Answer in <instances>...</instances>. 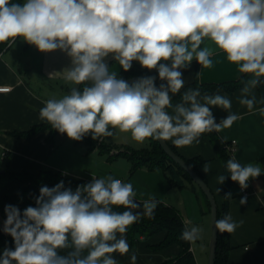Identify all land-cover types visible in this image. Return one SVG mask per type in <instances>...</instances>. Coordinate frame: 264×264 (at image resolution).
I'll use <instances>...</instances> for the list:
<instances>
[{"label":"clouds","instance_id":"1","mask_svg":"<svg viewBox=\"0 0 264 264\" xmlns=\"http://www.w3.org/2000/svg\"><path fill=\"white\" fill-rule=\"evenodd\" d=\"M17 38L40 52L60 50L71 58V66L62 71L72 85L69 94L47 100L39 117L75 141L89 134L93 140L111 137L119 129L138 143L172 140L184 147L199 143L206 132L231 127L238 115L230 113L217 123L211 111L219 107L229 112L231 100L224 95L189 88L180 103L172 104V95L185 86L182 70L193 60L211 68L216 50L250 77L239 99L249 111L256 103L252 90L264 82V0H0V43ZM205 40L215 49L202 47ZM108 57L125 72L139 62L156 70L165 83L157 87L156 77L145 76L130 84L109 71ZM259 112L264 115V108ZM211 167L205 163L203 171L209 173ZM226 170L241 190L264 174L258 164L241 165L234 159L227 161ZM216 179L223 184L226 177ZM136 195L131 183L111 175L92 178L74 191L63 180L41 186L35 207L21 212L5 206L3 232L12 237L14 249L3 250L0 264H118L112 254L130 251L128 227L152 218L157 207L149 198L142 212L134 211L141 208ZM246 203L242 197L240 204ZM121 207L126 210H113ZM242 223L226 214L215 227L232 233ZM201 232L185 227L181 239L195 242ZM64 249L67 254H60ZM136 258L133 253L131 264Z\"/></svg>","mask_w":264,"mask_h":264},{"label":"crops","instance_id":"2","mask_svg":"<svg viewBox=\"0 0 264 264\" xmlns=\"http://www.w3.org/2000/svg\"><path fill=\"white\" fill-rule=\"evenodd\" d=\"M18 40L19 38L14 43L10 42L6 49L0 51V86L11 88L10 91L0 92V171L5 172V169L9 166L17 172L38 174L43 169L51 168L88 181H91L92 178H98L94 172L95 168H92L93 166L89 164L93 162L92 154L101 153L98 148L91 149L84 142L71 140L65 135H57L51 141L49 140V131H41L30 138L13 135L15 132L27 131L32 126L43 122L39 117V111L45 105V102L49 100L46 94L55 91L62 93L64 96L69 94L72 87L71 84L65 82L62 72L71 66V58L60 50L37 53L35 52L37 51L35 46V50L28 56L25 63L32 71L29 73L33 76L31 81H28L23 68L19 66L22 61V57L19 55L20 49L17 47L13 49ZM203 46L215 49V46L208 40H205ZM212 59L213 66L211 68H204L193 60L187 69L182 70L185 80L184 88L195 82L201 85H217L237 81L244 75L238 71L235 64L226 59L222 52L216 50ZM137 63L139 64V62ZM108 66L109 71L116 72L119 77L122 68L118 62L113 61ZM29 69H25V71L28 72ZM146 70L150 73V76L156 77L157 87L161 83H165L159 79L156 70ZM44 90H47L46 94L43 93ZM217 93L228 97L231 100L232 107L229 112L219 107H212L211 111L216 122L219 123L230 113L238 115L239 118L231 127L224 128L219 132L215 131L216 134L224 143L237 141L232 159L241 165L258 164L263 170L264 166L260 160L264 158V115L259 112V109L264 108V94L258 86L252 90L251 95L255 96L256 103L253 110L249 111L247 106L239 103L241 89L234 92L211 91L201 94L215 95ZM178 94L172 95V99ZM100 139L96 140L97 144L104 143ZM149 141L151 147L152 139H149ZM167 142L175 146L172 140H167ZM176 148L179 154L187 159L195 157L204 159V163L200 167V174L211 188L217 204L220 206L224 201V197L222 184H218L216 178L218 175H223V162L207 132L200 136L199 143ZM205 163H210L212 166L209 173L203 171ZM124 180L128 183L126 179ZM248 184L247 189L250 194L246 196L242 193L239 184L233 182L229 215L233 221L237 223L243 221V223L231 233V249L227 264H264V174L255 179H250ZM25 187V184L0 179L1 222L4 223L5 221L3 218L4 197L7 194L22 192ZM188 187H192L194 190L197 189L190 184L184 188H170L184 190ZM217 188L221 189L220 192L217 191ZM242 197H247V203L244 205L240 204ZM154 199L159 200L158 198ZM182 199L178 203L185 206V201ZM136 200L141 202V208L138 211L142 212L143 201L140 197ZM161 202L165 203L164 201ZM181 217L187 227H192V218L188 213L181 214ZM165 235V232H159L149 239L141 237L137 244L132 246L126 233L125 238L130 246V251L124 255L119 253H113L112 255L118 261V264H131L130 257L133 253L137 257L136 264H161L181 253V247L177 244L155 249V246L164 240ZM5 248L14 249V241L4 240L0 245V255H2ZM208 248L207 246H194L191 242V250L198 264H208Z\"/></svg>","mask_w":264,"mask_h":264},{"label":"trees","instance_id":"3","mask_svg":"<svg viewBox=\"0 0 264 264\" xmlns=\"http://www.w3.org/2000/svg\"><path fill=\"white\" fill-rule=\"evenodd\" d=\"M13 2L22 4L25 2V0H13ZM9 43L10 42L0 43V51L6 49ZM135 76L145 77L150 76V73L146 69L141 67L136 61H134L129 71L125 72L122 69L119 74V78H122L124 80ZM249 78L250 77L248 75L244 74L237 81H231L217 85H201L198 82H195L184 88L177 96H175L172 99V104L175 105L177 103H180L183 92L189 88L199 89L201 93L211 91L234 92L239 89H242L244 83H246ZM82 87L83 85L80 89H82ZM258 87L264 94V82L259 84ZM168 111L169 113H171L172 109H168ZM41 131H49V140L51 141H53L57 135L67 136L66 134H60L55 129L51 128V125L48 124L46 121L32 126L27 131L15 132L13 133V135L17 137L30 138ZM207 135L214 144V147L223 162V175L226 177L225 182L222 184V193L224 197L226 193L230 192L232 194L233 187V181L230 178V174L226 170V163L229 159H232L233 154L228 149V145L230 144V142L224 143L215 131L207 132ZM81 141L89 145L91 149L95 147L98 148L101 153H103L104 151L111 152L113 150V147H108L103 142L97 144V141L93 140L90 134L88 136H85ZM170 146L178 155H180L176 146ZM114 155H124L125 157L129 158L132 161L135 170L139 169L140 167H147L150 170L162 169L165 173L166 178L168 179L170 187L184 188L189 184L192 185L194 188L199 187L191 178V176L183 168H181L173 159L169 157V155L163 150L158 140L152 139L150 148L142 150H131L130 152L120 151L115 153ZM180 156L184 158L185 161L197 173L200 174V167L204 163V159H202L201 157L187 159L182 155ZM260 162L264 166V158H262ZM0 179H7L12 183H21L26 185L25 189L22 192L7 194L4 197V208L7 205H14L18 207L21 212H23V210L28 206H36L35 197L39 196V189L41 186L46 185L48 187H53L63 180L65 183V187H70L74 191L78 185H83L91 182L85 179L76 178L64 174L51 168L43 169L38 174H30L26 172L14 171L9 166L5 169V172L0 175ZM201 192L204 193L202 190ZM206 199L208 201V204L210 205L207 196ZM156 201L157 207L154 210L152 218L144 217L138 222L128 227L126 233L128 235L131 245L135 246V244H137L141 237L149 239L151 236L159 232H165L166 235L164 240L160 244L155 246V249H162L177 244L181 247V253L177 257L166 260L161 264H198L195 255L191 250V242H187L181 239V233L187 226L183 218L181 217L179 210L173 206L166 205L165 203L159 200ZM230 201L231 199L224 198L223 203L220 206L218 205V220L224 218L226 214L229 215ZM139 203L141 204V202ZM113 210L123 212L126 209L121 207L114 208ZM134 211H138V209ZM3 218L4 220H6V214L4 210ZM3 224L4 223L0 221V245L6 239L13 240L10 235L4 234ZM230 237L231 233H221L219 231L215 264H227L229 252L231 249ZM68 251L69 249L60 250V254H67ZM84 254L86 255L87 253L85 252Z\"/></svg>","mask_w":264,"mask_h":264},{"label":"rangeland","instance_id":"4","mask_svg":"<svg viewBox=\"0 0 264 264\" xmlns=\"http://www.w3.org/2000/svg\"><path fill=\"white\" fill-rule=\"evenodd\" d=\"M16 47L20 49L19 55L22 57L19 66L23 68L26 79L31 81V77L33 76L29 73L31 70L25 63L28 56L35 50V47L23 41L22 38H19L13 49ZM35 52L38 53L40 51L37 50ZM25 69H29V71L27 72ZM46 91L44 90L43 93L46 94ZM46 96L49 99H60L63 97L62 93L55 91H50ZM112 131L113 135L111 137H102L100 141L103 140L104 144L108 147H113V150L111 152L104 151L102 154L97 153L91 155L94 163L91 162L89 164L93 166L92 168H95L94 172L96 177L105 178L108 175L114 178L123 177L128 183L133 185L137 193L136 198L140 197L142 201L148 200L149 198H158L179 209L182 215L188 213L192 218V226L202 229L201 238L193 242V245L209 247L212 233V216L210 205L204 193L201 192V189L199 187H196V190L192 189V187L184 190L170 188L168 179L162 169L150 170L147 167H140L135 170L129 158L124 155L114 154L120 151L130 152L131 150L150 148L149 139L143 143H138L131 138L130 133L121 132L119 129H113ZM181 199L185 201V206L178 203Z\"/></svg>","mask_w":264,"mask_h":264},{"label":"water","instance_id":"5","mask_svg":"<svg viewBox=\"0 0 264 264\" xmlns=\"http://www.w3.org/2000/svg\"><path fill=\"white\" fill-rule=\"evenodd\" d=\"M115 61L111 57L106 58V63L110 64L111 62ZM142 76H135L126 79L127 82L130 84ZM82 85H77L78 89L81 88ZM160 145L162 146L163 150L169 155L171 159H173L181 168H183L194 180V182L200 187V189L204 192L207 196L210 206H211V216H212V233H211V240L209 246V256H208V264H215L216 260V253H217V245H218V234L219 230L215 227V222L218 220V204L215 199V196L207 184V182L203 179V177L197 173L180 155H178L169 145L167 140H158ZM4 171H0V175L3 174Z\"/></svg>","mask_w":264,"mask_h":264},{"label":"built area","instance_id":"6","mask_svg":"<svg viewBox=\"0 0 264 264\" xmlns=\"http://www.w3.org/2000/svg\"><path fill=\"white\" fill-rule=\"evenodd\" d=\"M0 57H1V53H0ZM157 72V71H156ZM158 73V72H157ZM11 88L10 87H1L0 86V92H7L10 91ZM236 145H237V141L233 140L232 142H230V144L228 145V149L230 150V152L234 153L236 150ZM264 170V167H263ZM120 180H122L123 182H125V180L123 178H118ZM126 183V182H125ZM242 193L246 196H248L250 194V191L246 188L244 190H242ZM6 234V233H4Z\"/></svg>","mask_w":264,"mask_h":264}]
</instances>
